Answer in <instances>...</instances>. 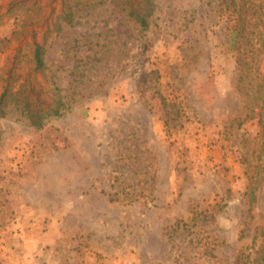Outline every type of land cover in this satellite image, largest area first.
<instances>
[{
  "label": "rangeland",
  "instance_id": "obj_1",
  "mask_svg": "<svg viewBox=\"0 0 264 264\" xmlns=\"http://www.w3.org/2000/svg\"><path fill=\"white\" fill-rule=\"evenodd\" d=\"M79 1L0 0V93L40 92L33 41L74 12L45 44L62 114L0 118V264H253L264 123L246 117L262 94L239 80L237 15L152 0L139 30L125 0Z\"/></svg>",
  "mask_w": 264,
  "mask_h": 264
},
{
  "label": "trees",
  "instance_id": "obj_2",
  "mask_svg": "<svg viewBox=\"0 0 264 264\" xmlns=\"http://www.w3.org/2000/svg\"><path fill=\"white\" fill-rule=\"evenodd\" d=\"M128 5V16L134 19V24L139 30H146L150 25V18L154 12V3L152 0H125ZM103 0H84L79 1L80 4H100ZM239 2H241L239 4ZM218 10H228L235 13L238 17L236 27L238 31L233 32L236 27L232 28V39L237 37L236 40L238 55L237 64L240 69L239 80L245 82L248 88H252V83L258 80L255 93L262 94L251 98L252 102H248L247 107L249 113L246 115L252 118L258 115L259 123H264V66L259 64L256 56L264 50V0L258 4L255 0H219ZM255 15L256 18L253 22L248 23L245 18L246 15ZM60 19V20H57ZM74 20V12L72 9L62 11V14L56 18L51 26H48L42 36V40L38 42L33 41V49L31 52V61L34 64L33 69L42 75L44 83L40 92L30 86L28 81H23L18 84L16 89L7 85L0 93V118L7 114L8 105H20L21 111L30 120V123L35 127L43 125L44 121L51 116H58L62 114L65 107V102L59 92V87L51 75L46 74V65L44 55L46 51V39L49 34H57L61 31L64 24H71ZM52 26L54 28L52 29ZM247 27V28H246ZM235 39V38H234ZM249 56V60H246ZM186 57V56H185ZM254 63V65H253ZM254 68V72L251 69ZM43 93L47 100H40L39 94ZM34 94V95H32ZM41 103L44 106H41ZM82 115L86 116L85 110H81ZM251 202V200H250ZM256 232L262 237V246H264V224H261ZM253 264H264V252H261L259 257L252 259Z\"/></svg>",
  "mask_w": 264,
  "mask_h": 264
}]
</instances>
